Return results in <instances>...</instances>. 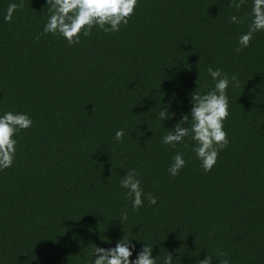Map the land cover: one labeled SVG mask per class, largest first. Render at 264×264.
I'll use <instances>...</instances> for the list:
<instances>
[{
	"label": "trees",
	"instance_id": "obj_1",
	"mask_svg": "<svg viewBox=\"0 0 264 264\" xmlns=\"http://www.w3.org/2000/svg\"><path fill=\"white\" fill-rule=\"evenodd\" d=\"M13 2L0 0V114L27 113L33 125L0 171V264H88L93 244L124 235L180 264L207 254L213 264H264V32L235 51L250 4L138 0L118 33L94 29L69 46L43 34L46 0H22L5 23ZM209 67L239 86L227 90L229 144L204 172L189 138L175 149L161 140L190 112L191 94L214 86ZM177 152L187 164L173 177ZM132 169L156 205L132 211L119 183Z\"/></svg>",
	"mask_w": 264,
	"mask_h": 264
},
{
	"label": "clouds",
	"instance_id": "obj_2",
	"mask_svg": "<svg viewBox=\"0 0 264 264\" xmlns=\"http://www.w3.org/2000/svg\"><path fill=\"white\" fill-rule=\"evenodd\" d=\"M234 6L239 9L249 3L247 13V31L237 38L236 52L250 47L256 33L264 32V0H233ZM138 0H46L45 9L47 19L43 27V34L59 36L69 46L77 45L81 36H89L94 29L102 30L105 34L118 33L121 26H127L129 19L134 15ZM23 7L20 3H9L4 12L3 20L10 23L17 11ZM44 12V11H43ZM232 24L244 23V19L236 15L229 18ZM39 39V36L36 37ZM214 86L204 93L191 94V109L182 114L172 128L162 137V144L175 149L177 145L185 144L186 138L194 142L192 148L195 158L200 162L204 172H210L217 163L219 153L225 149L229 140L224 130V121L229 116L228 92L230 86H239L236 76L231 78L220 68L207 69ZM161 108L157 119L163 123L172 119L174 113L169 108ZM32 118L23 112L5 111L0 114V171L13 166L16 157L17 135L31 128ZM187 125V127H185ZM141 135H144L142 133ZM125 132L123 129L115 132L114 140L122 143ZM187 146V145H185ZM187 161L182 153L177 152L168 166V173L175 177L186 166ZM140 173L136 169L126 172L120 180V188L135 212L144 207V201L149 205H156L157 200L150 193L146 194L141 186ZM127 214L123 220H127ZM102 239V238H101ZM103 240V239H102ZM132 237L123 236L117 240L114 247H100L93 244L88 264H180L177 258L167 253L162 259L153 257V245L143 243L137 251ZM141 241V240H137ZM135 254V258H132ZM212 255H206L199 264H213ZM224 264H229L225 261Z\"/></svg>",
	"mask_w": 264,
	"mask_h": 264
}]
</instances>
